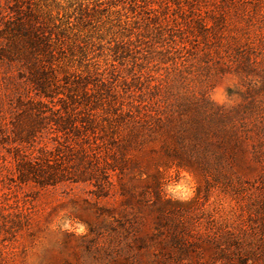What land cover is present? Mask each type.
Instances as JSON below:
<instances>
[{
	"label": "rangeland",
	"instance_id": "374dc122",
	"mask_svg": "<svg viewBox=\"0 0 264 264\" xmlns=\"http://www.w3.org/2000/svg\"><path fill=\"white\" fill-rule=\"evenodd\" d=\"M198 121L245 170L156 172L141 146ZM0 264H264V0H0Z\"/></svg>",
	"mask_w": 264,
	"mask_h": 264
},
{
	"label": "trees",
	"instance_id": "16d2710c",
	"mask_svg": "<svg viewBox=\"0 0 264 264\" xmlns=\"http://www.w3.org/2000/svg\"><path fill=\"white\" fill-rule=\"evenodd\" d=\"M13 23H15V27H11V30L23 35L24 41L29 44L31 50L35 46L34 39L43 40L39 28L34 24L30 23L29 26H26L21 18H17V21H13ZM47 52L50 53L51 49L47 48ZM46 110H40V113H44ZM49 110L52 111L50 108ZM173 126V123L167 124L161 141L158 139L159 147L157 145L141 146V153H145L146 161L149 164L153 162L157 173H161L160 166L166 169L173 164L178 168L190 170L193 169V166H202L209 161L215 163V168H218L217 170L220 172L229 169L231 172L240 173L245 170L244 167L248 162V150L242 143L244 138L238 136L234 130H232L235 135L234 141L226 144L222 137H219L217 131L210 130L209 125H205L201 121L187 127L190 131L186 137H178V134L173 131ZM174 138L175 141L177 139L178 146L172 145ZM17 156L16 170L20 181L32 180L40 184H55L65 179L77 180L73 176H67L64 168L58 169L54 166L46 155L39 158L33 156L32 151L21 150ZM211 157H214L215 160H212ZM129 158L139 160L138 156Z\"/></svg>",
	"mask_w": 264,
	"mask_h": 264
}]
</instances>
